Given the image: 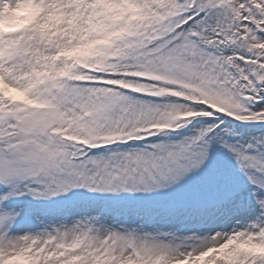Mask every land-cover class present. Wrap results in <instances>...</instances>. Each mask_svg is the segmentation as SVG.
Listing matches in <instances>:
<instances>
[{
  "label": "snow or ice",
  "instance_id": "obj_1",
  "mask_svg": "<svg viewBox=\"0 0 264 264\" xmlns=\"http://www.w3.org/2000/svg\"><path fill=\"white\" fill-rule=\"evenodd\" d=\"M0 264H264V0H0Z\"/></svg>",
  "mask_w": 264,
  "mask_h": 264
}]
</instances>
